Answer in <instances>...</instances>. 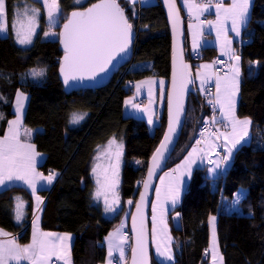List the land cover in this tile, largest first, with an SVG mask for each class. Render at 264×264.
Returning a JSON list of instances; mask_svg holds the SVG:
<instances>
[{
    "label": "trees",
    "instance_id": "obj_1",
    "mask_svg": "<svg viewBox=\"0 0 264 264\" xmlns=\"http://www.w3.org/2000/svg\"><path fill=\"white\" fill-rule=\"evenodd\" d=\"M95 1L77 5L76 0H59L62 22L74 9ZM27 2L40 9L38 30L32 43L26 47L19 45L11 27L8 36H0V96L3 97L0 100V113L3 114L0 137L6 134L8 121L15 117L16 93L28 94L24 123L28 128L40 129L33 138L37 152L45 158L39 170L44 174L60 172L51 190L39 192L45 197L40 210L41 228L74 235L73 264H104L109 257L104 240L121 222L126 211L124 201L133 195L137 197L138 183L143 181L148 160L165 129L166 100L154 133L150 132L144 119L124 115L125 99L133 93L126 84L128 80L136 82L158 76L168 81L170 77L172 42L165 13L159 2L141 6L135 3L133 18L125 0H118L138 32L130 69L125 71L124 66L104 87L68 93L59 78L60 42L58 38L46 39L43 35L49 27L42 4L37 0ZM16 3L17 0H7L9 25ZM60 25L59 22L53 29L60 30ZM244 39L247 40L245 43L237 45L241 58L237 116L251 119V141L234 152L230 166L216 181L220 200L222 197L232 199L242 187L247 193L240 203L241 213L217 211V235L224 264H264V0H254ZM187 47L186 39V59L192 70L199 62L210 60L216 54L214 47H207L196 62ZM141 63L144 65L137 66ZM147 63L150 65L146 66ZM40 68L46 69L44 78L36 81L28 77L32 69ZM189 93L185 126L168 169L190 150L199 122L215 116L208 102L210 95L201 94L195 83L189 85ZM74 112H86L87 116L73 124L70 120ZM215 128L209 139L220 133L217 122ZM113 138L123 140L125 148L120 184L122 202L115 215L107 217L103 206L94 199L91 165L98 149ZM215 141L222 143V140ZM204 171L199 167L195 169L189 189L174 210L179 213L181 226L179 231L172 229L173 264H201L203 252L208 250L209 218L218 196L215 195V181L206 177L200 180ZM20 201L23 202L21 221L16 219V206ZM33 218L34 201L27 188L14 185L0 191L2 230L17 234L19 242L27 244L31 240L30 221ZM177 243L180 245L176 249ZM151 258L152 264H161L153 252Z\"/></svg>",
    "mask_w": 264,
    "mask_h": 264
},
{
    "label": "snow or ice",
    "instance_id": "obj_2",
    "mask_svg": "<svg viewBox=\"0 0 264 264\" xmlns=\"http://www.w3.org/2000/svg\"><path fill=\"white\" fill-rule=\"evenodd\" d=\"M137 0H125L129 11L135 17L134 6ZM46 9V16L49 24V31L43 32V35L57 36L59 35L60 42L63 45L64 55L60 63L59 73L61 75L63 84L69 86L72 82H82L85 80L96 81L101 74H106L110 70V66L121 54L127 53L133 39V25L129 22V18L125 13V8L121 7L118 0H99L98 3L92 4L90 8L85 11H73L70 17L67 18V23L63 24V31L59 34L52 31L56 25V18L60 14L59 0H37ZM169 5V12L173 16V25L175 26L177 18V9L175 8L174 0H167ZM249 5L250 0H231L225 6L221 2L215 5V21H208L209 25L216 28L217 38H221L222 34L225 39L221 43V52L227 55L230 61H234L229 65V73L225 76H217L215 78V103L219 106L221 117L227 121L226 132L214 134L213 138L217 141L222 140L221 150L223 155L217 153V160L207 159V164L212 165L210 172L212 177L220 174L221 170H226L229 166L228 162L232 158L233 150L237 146H243L247 143L249 136V128L251 120L248 118L238 119L235 114L236 96L239 92V77H240V56L235 53L231 47V40L226 38V32L230 30L239 37L241 29L249 21ZM211 5H189V11L192 8H197L199 12L207 11ZM40 16V9L32 7L27 0H17L16 5L12 8V20L9 25L8 22V7L7 0H0V33L7 35L8 29L11 27L15 33L16 40L20 45H28L32 43V38L36 33L38 27V18ZM199 19V15L196 17ZM230 21V25L228 22ZM194 29L192 32L193 48L199 47L197 39L198 28L196 25H189ZM259 63V62H256ZM202 69H208L212 65L204 64L200 66ZM189 65L185 64L182 59V54H177L174 60V71L172 75L171 85L172 90L168 96V110L170 114L168 133L164 136V142L161 143L160 148L152 157L153 168L149 169V177L153 175V170L160 167L161 161L165 159V151L168 144L171 143L172 134L176 131V126L180 122V116L184 111V94L187 85L194 83L191 78V73L188 71ZM29 76L33 78L42 79L46 76V69H32ZM197 77L200 80V87L203 89L206 80L210 76L202 73L197 69ZM156 83L154 80L141 81L135 85L137 92L140 91L144 84ZM161 85V99H163V84L164 81H159ZM149 98L151 104V88H149ZM0 100L3 97L0 96ZM28 100L23 92H17L15 96L14 114L16 118L8 121V129L4 136L0 137V187H4L9 183L19 181L26 184L32 192L36 191L37 182L44 181L45 184L51 185L59 175L56 172H50L47 176L36 170L37 157L40 155L36 151L35 144L21 142V127L22 116L25 108V102ZM211 103V101H210ZM132 108H139V105L132 102L130 98L126 101ZM149 111L148 122L151 124L152 115L150 107L145 109ZM87 116V113H73L70 123L78 124ZM0 119H3V114L0 113ZM212 122L216 123L215 116ZM223 122V121H220ZM207 131V129H205ZM23 135L30 138L31 130L24 129ZM203 135V133L201 134ZM115 138L109 141V150L115 144ZM200 140L196 141L199 145ZM214 150L217 145L213 144ZM117 151L115 155V164L112 165L111 175L105 174L104 182H99V165L97 164L92 172L97 174L98 186L94 194V199L99 201L102 194H104L103 204L105 213H114L118 210L119 197L115 192V188L119 182L118 170L120 156L122 154V145H116ZM205 153L203 149L192 148L183 165H178L173 172H179V175L170 176L165 173V177L170 179L165 183L164 177L160 178V183L163 185V199H161L160 188H157L156 199L159 201L160 215L157 217V204L152 205V235L155 240L158 232L165 234L166 243L161 248L157 241L156 254L162 257L166 262L174 260L172 250L170 248L171 238L167 237V224L164 219V204L171 202L173 206L179 201L181 195V188L184 176H191L192 166L199 160L201 163L205 162ZM99 159V157H97ZM183 171H179L180 169ZM145 190H148L147 182L144 184ZM107 192H112V200L109 202ZM246 192L240 189L234 194V198L227 204L226 211L237 210L241 200L245 197ZM19 200V198H17ZM37 209H40L42 198L36 196ZM22 201L16 206V219L20 220L23 217ZM129 204L132 201H128ZM145 195L141 194L140 203L136 205L137 213L139 214V221L137 216L132 217V230L135 233V246L132 247V264H149L148 246H147V231L145 228L144 212ZM179 214L177 213V216ZM216 216L210 217V224L212 230V242L209 250L211 253L212 264H223V257L218 253V241L216 234ZM39 216L36 217L33 224V235L31 244L21 246L16 243L15 238L8 240H0V264H9L14 261L15 264H20L21 261H30L31 264H50L53 257L58 260H64L65 264H71L70 248H71V234H57L51 232H43L39 229ZM159 225V227H158ZM122 228H118L115 233L110 234L106 239L108 241V264H112L113 251L118 250L119 256L124 257V245L128 241L126 234H121ZM0 234L8 235L0 230Z\"/></svg>",
    "mask_w": 264,
    "mask_h": 264
},
{
    "label": "rangeland",
    "instance_id": "obj_3",
    "mask_svg": "<svg viewBox=\"0 0 264 264\" xmlns=\"http://www.w3.org/2000/svg\"><path fill=\"white\" fill-rule=\"evenodd\" d=\"M88 0H76V4L77 5H84L86 2H87ZM136 3H138L140 6L141 5H151V4H156V3H158V0H137V2ZM59 7H60V5H59ZM45 12H46V9H45ZM62 18H61V11H60V14L57 16V18H56V25L54 26V27H56L58 24H59V22H60V24L62 25ZM46 21H47V24H48V27H49V24H50V22L48 21V19H47V16H46ZM228 24L230 25V21L228 22ZM60 25V26H61ZM37 30H38V27H37V29H36V32H37ZM228 30H229V28H228ZM228 30H227V32H228ZM47 31H49V28H48V30ZM46 31V32H47ZM52 31H54L55 33H57V34H59V29L57 30V29H53L52 28ZM226 32V33H227ZM36 34V33H35ZM9 35V29H8V34L7 35H5V34H2V33H0V36L1 37H6V36H8ZM35 36V35H34ZM34 36H33V38H34ZM222 36H224L223 34H222ZM46 39H56V38H58L59 37V35H57V36H48V37H46V36H44ZM32 38V39H33ZM20 45V44H19ZM28 45H30V44H28ZM28 45H21V46H24V47H26V46H28ZM148 65H150V63H147V65L146 66H148ZM188 65V64H187ZM121 71V70H120ZM188 71L191 73V78H192V68H191V66L189 65V69H188ZM28 77L29 78H31L32 80H36V81H39V80H41V79H38V78H33V77H31V76H29L28 75ZM150 80H154V81H156V83H153V84H144L142 87H141V89H140V91L139 92H137V90H136V88H134L133 89V93L131 94V95H129L126 99H125V106H124V115L125 116H132V117H135V118H139V119H144L145 121H146V123H147V125H148V127L150 128V132L151 133H154V131H155V129H156V127L160 124V119H161V114H162V111H163V108H164V99L166 100V91H167V88H166V86H168V81H167V79H165V78H162V77H158V76H149V77H145V78H142V79H140V80H138V81H136V83H135V85L137 84V83H139V82H141V81H150ZM160 80H163L164 81V84H163V99H161V85H160V83H159V81ZM149 88H151V104H150V98H149ZM26 96H28V100L25 102V108H24V112H23V116H22V127H21V139H22V141H24L25 143H29L28 141H30L32 144H33V138H34V136H35V134H36V132L37 131H39L40 129H38V130H35V129H31V128H28L26 125H25V123H24V117H25V113H26V109H27V105H28V101H29V95L28 94H26V93H24ZM132 99V102L133 103H135V104H137V105H139V108H132V106L130 105V104H126V101H128L129 99ZM14 106H15V103H14ZM150 107V111H151V115H152V123L150 124L149 122H148V116H149V111L148 110H145V109H147V108H149ZM16 118V116L12 119V120H14ZM243 119H245V118H243ZM248 119H250V118H248ZM242 120V119H241ZM251 120V119H250ZM252 122V121H251ZM252 124V123H251ZM24 129H29V130H31V137H30V139L31 140H28V137H26V136H24L23 135V130ZM222 132H223V130H221ZM228 131V130H227ZM221 132V133H222ZM249 135H250V128H249ZM112 140V139H111ZM197 140H200V139H197ZM197 140H195V141H197ZM115 141H116V143L115 144H113L112 146H111V149L109 150V142L107 143V144H105V145H103L102 147H100V149L98 150V152H97V154L95 155V158H94V161H93V163H92V165H91V174H92V176H93V178H94V182H95V192H96V189H97V186H98V181H97V174H94L93 172H92V169L98 164L99 165V169H98V173H99V182L100 183H103L104 182V177H105V174H107V175H111V173H112V165H114L115 164V155H114V153L117 151V148H116V145L117 144H121L122 145V154H121V156H120V162H119V170H118V180H119V182H118V184H117V186H116V188H115V192H116V194L118 195V197H119V205H118V209H119V207H121L120 206V204H121V202H122V200H121V196H120V182H121V171H122V165H123V159H124V150H125V148H124V142H123V140H120V139H116L115 138ZM201 141V143H200V145H196V146H193V147H196L198 150L199 149H203L204 150V153L206 154L205 155V162L204 163H201L199 160L197 161V163L196 164H194L193 166H192V170L194 171L196 168H201V169H205V171H204V173H202V175H203V177H206V178H209V179H211V181H215V184H216V186H217V188H216V190H215V195L216 196H218V197H215V202H214V205H213V211L211 212V215H210V217L211 216H216L217 217V211L218 210H222V211H225V212H228V213H232V212H237V213H241L242 212V210H241V206L239 205V207H238V209L237 210H233V211H226V206H227V204L234 198H232V199H228V198H225V197H222V199L224 200V202L223 201H220V199H219V185H218V180L216 181V179L220 176V174L219 175H217V176H215V177H212V173L209 171L210 170V168L212 167V165H209V164H207V159H212L213 161H216L217 160V153H219L220 155H223V152H222V150H221V145H222V143H219V142H216L214 139H209L208 141H205V140H203V139H201L200 140ZM251 141V138H249V140H248V142L247 143H243L242 142V144L244 145V144H248L249 142ZM213 144H216L217 145V147L213 150L212 149V145ZM193 147H191V149L187 152V154L183 157V159L179 162V164L178 165H183V163H184V160L187 158V156H188V154H189V152H191L192 151V148ZM240 147V145H238L237 146V149ZM237 149H234L233 150V154H232V158H231V160L228 162V164H229V166H230V163H231V161H232V159H233V157H234V151H236ZM97 157H99V159H97ZM228 166V167H229ZM228 167L226 168V169H228ZM176 169H177V166H176ZM182 169V168H181ZM180 169V170H181ZM179 170V171H180ZM222 171V173H224L225 172V170H221ZM221 173V172H220ZM161 178V177H160ZM160 178H159V180H158V184H157V186H156V189L157 188H160L161 190H162V187H159L160 186ZM202 180V179H201ZM141 183H142V181H140L139 183H138V186H140L141 185ZM155 189V190H156ZM240 189H244L245 190V192L247 193V189L246 188H244V187H242V188H240ZM239 189V190H240ZM238 190V191H239ZM237 191V192H238ZM236 192V193H237ZM106 195L108 196V199H109V202H111V200H112V196H113V194H112V192H107L106 193ZM246 196V195H245ZM103 199H104V194H102L101 195V197H100V199H99V201H97L96 199H95V201L96 202H99L102 206H103V208H104V204H103ZM244 199V198H243ZM242 199V200H243ZM135 200H136V196L135 195H133L130 199H127L126 201H124L125 202V206H126V208L127 207H129L130 208V213H131V210H132V208H133V205H134V203H135ZM241 200V201H242ZM128 201H132V203L131 204H129L128 203ZM157 203V199H156V191H155V193H154V198H153V204H156ZM41 207H42V203L40 204V209H38L37 211H34V218L33 219H31V221H30V223H33L34 224V221H35V218H36V216L39 214V212H40V210H41ZM37 208V202H36V204H35V209ZM175 210V209H174ZM174 210H172L171 212H170V214H169V216H167V219L166 218H164L165 219V222H166V224H167V237H170L171 238V246H170V248H171V250H172V255H173V257H174V259H175V247H174V245H173V241H174V235H173V232H172V229L174 228L175 229V231H179V229H180V227H179V219L177 218V212H175ZM39 211V212H38ZM115 214V212L114 213H105V215L107 216V217H112L111 215H114ZM156 215H157V213H156ZM159 218V217H158ZM151 221V232H152V227H153V224H152V219L150 220ZM179 223V224H178ZM123 223H121L119 226H121ZM118 226V227H119ZM178 226V227H177ZM181 226V225H180ZM117 227V228H118ZM158 227H159V225H158ZM117 228H116V230H117ZM209 229H210V240H209V247H211V242H212V230H211V224H210V218H209ZM115 230V229H114ZM115 230V231H116ZM129 233V228H128V232H127V234ZM216 234H217V219H216ZM157 236L160 238V244H161V248H163L164 247V245H165V242H166V237H165V234L164 233H162V232H158V234H157ZM11 237H13V238H16V237H18V235H16V236H11ZM128 238L130 239V242H129V247H128V252H127V255H126V258L125 259H121L120 258V256L119 255H115V256H117L120 260H122V264H128V260H129V254H130V249H131V236H128ZM156 239H157V237H156ZM155 239V240H156ZM217 241H218V235H217ZM159 242V241H158ZM104 243H105V245H106V247H107V242L106 241H104ZM156 244H157V242H155ZM156 244H155V248H156ZM179 243H177V247H176V249L179 247ZM218 249L220 250V247H219V241H218ZM113 260V259H112ZM106 264H108V263H106Z\"/></svg>",
    "mask_w": 264,
    "mask_h": 264
},
{
    "label": "crops",
    "instance_id": "obj_4",
    "mask_svg": "<svg viewBox=\"0 0 264 264\" xmlns=\"http://www.w3.org/2000/svg\"><path fill=\"white\" fill-rule=\"evenodd\" d=\"M179 1V4L181 6V9L183 11V14L186 18V23H187V41H188V47H187V50L189 52H191L193 55H202L203 52H204V49L207 48V47H214L216 49V54L215 56L216 57H219L220 59L222 60H225L227 62V67L229 69V65L231 63H234V61H230L228 56L227 55H224L222 54L221 52V43L223 42V40L225 39V36H221V38H217V35H216V28L213 25H209L207 22L208 21H215L216 20V14H215V5L217 3H220L221 0H214L213 2H207L205 4H203L202 6H206V5H211L207 11H204V12H199V10L197 8H192L191 12L189 11V5H198L196 3V0H178ZM222 2L224 3L225 6H227L231 0H222ZM253 2L254 0H250V5H249V20H250V16H251V9H252V5H253ZM197 15H199V19H197ZM204 19L206 21H204ZM249 23V21H248ZM248 23L241 29V34L239 37H237L231 30H230V27H229V30L228 32L226 33V38L228 40H231V47L232 49L235 50V53L237 55L238 52H237V45L238 44H242V43H245L247 40L244 39V33H245V29L247 28V25ZM196 25L198 26L197 29H195L197 31V39H198V43H199V47L194 49L193 48V38H192V32L194 29L190 28L189 25ZM204 64H209V65H212V67L208 68V69H202L200 66L201 65H204ZM144 64L141 63V64H138L137 66H143ZM197 69H200V71L202 73H205L206 75L210 76V79L206 80L205 84H204V88L206 87H211L212 88V92L210 94V97L208 99V102H209V105L211 107V109L214 110L215 112V117L217 119V126L218 128L220 129V133L222 132L221 130H223V132H226L227 130H229L227 128V121L223 119V117H221V114H220V109H219V106L216 105L215 103V93H216V88H215V78L217 76H220V77H223L225 75H221L219 74L213 64H212V61L211 59L210 60H205V61H202V62H199L198 65H197V68L195 70H192V79L195 81L194 83L196 84V88L199 90V91H202L203 89L200 87V80L199 78L197 77L196 73H197ZM227 74H230L229 72ZM240 82H241V58H240V77H239V92L237 93V96H236V102H235V114H236V117L238 119H243V118H239L237 116V106H238V103H239V95H240ZM191 84L193 83H190V87H191ZM167 88V86H166ZM167 92V91H166ZM165 100V99H164ZM163 100V101H164ZM211 101V103H210ZM220 121H223V122H220ZM150 129V128H149ZM251 130H252V124L250 125V138H251ZM28 140H31L30 138H28ZM21 142L22 143H25L24 141H22L21 139ZM29 143H31L30 141H28ZM196 141L192 144L191 147L193 146H196ZM200 145V144H199ZM102 147V146H101ZM100 149V148H99ZM98 149V150H99ZM191 149V148H190ZM37 151V150H36ZM235 152V151H234ZM44 155L40 153V155L37 157V163H36V170L40 173H42L40 170H39V166L40 164L44 161ZM179 162L174 165L172 168L170 169H167L165 172H163V174L160 176V177H164L165 179V183H167L170 179V176H176V175H179V172H173L172 170L173 169H176V166H178ZM180 171H183V169H181ZM195 171V170H194ZM194 171L192 170L191 171V176L188 177V176H184L183 177V183H182V188H181V195H180V198H179V201L175 204V206H173L171 204V202H166L164 204V218L167 219V216H169L170 212L172 210H174L180 203H181V200H182V197L184 195V193L189 189V186H190V183H191V180H192V177H193V173ZM53 172V171H51ZM56 172V171H54ZM169 173L170 176L169 177H165L164 174L165 173ZM50 173V172H49ZM48 173V174H49ZM56 173H59V175L57 176L56 180L51 184V185H47L45 184L44 181H38L37 182V187H36V191L35 192H32L31 189L26 185L24 184L23 182H19V181H15V182H12V183H9L7 184L6 186L4 187H0V191L7 188V187H10V186H14V185H18V186H23L25 188H27L31 193H32V196H33V201H34V211H37L38 209L36 208L35 209V204H36V196H40L42 198V204L44 203L45 201V197H43V195H41L39 192L41 190H51L52 187L54 186V184L56 183V181L58 180L59 176H60V172H56ZM222 173V171H221ZM220 173V174H221ZM44 174V173H43ZM48 174H44L45 176H47ZM205 177H203V175L201 174L200 175V180L204 179ZM219 178V177H218ZM217 178V179H218ZM121 184V182H120ZM158 184V183H157ZM161 199H163V186H162V192H161ZM220 201H223L224 200H220ZM159 201H157V217H159L160 215V208H159ZM201 206L204 205V201L201 199ZM152 205H153V202H152ZM213 205H214V202H213ZM22 210H23V206H22ZM39 212V211H38ZM117 212V211H116ZM115 212V213H116ZM179 214V213H178ZM115 215V214H114ZM114 215H111V216H114ZM152 215H153V212H152V207H151V215H150V220L152 218ZM39 216V222H38V225H39V229L43 232H51V233H57V234H64V233H61V232H55V231H47V230H43L41 228V213L39 212V214L37 215ZM36 216V217H37ZM129 216H130V208L127 207L126 208V211L122 217V220L121 222L119 223V225L121 223H123L121 226H117L118 228H122V233L121 234H126L127 237H128V223H129ZM23 218V217H22ZM177 218L179 219V223H180V216L178 215ZM36 219V218H35ZM22 219H20L19 221H21ZM151 222V221H150ZM178 223V224H179ZM181 224H179V227H180ZM116 227V228H117ZM178 227V226H177ZM115 228V230H116ZM117 228V229H118ZM0 230H2L0 228ZM31 240L29 243L27 244H21L18 240V237L15 238L16 240V243L21 245V246H24V245H28V244H31L32 242V235H33V223H31ZM113 230L110 234H113L115 233L116 231ZM3 233H7L3 230ZM8 235H3V234H0V240H8V239H11L13 237H11L12 235L10 233H7ZM109 234V235H110ZM108 235V236H109ZM107 236V237H108ZM71 248H70V258H71V264H73V259H72V254H71V249H72V245H73V241H74V235L71 234ZM106 237V238H107ZM105 238L104 241L107 242V249H108V241L107 239ZM159 241L160 243V238L157 236V239L154 240L153 239V235H152V232H151V242H152V252H153V255L155 257V259L160 262L161 264H173L174 263V260L171 261V262H166L162 257H159L157 254H156V248H155V242ZM129 242H130V239L128 238V241L127 243L124 245V257L122 259H125L126 258V255H127V252H128V247H129ZM166 243V242H165ZM161 246V244H160ZM170 246H171V243H170ZM210 249V247H208V250ZM218 253L220 255H222L221 253V250L218 249ZM115 255H119V252L118 250H114L113 251V257ZM223 257V256H222ZM108 260H109V257L106 261V263H108ZM65 264V261L64 260H58L56 257H53L52 260L50 261V264ZM104 263V264H106ZM9 264H15L14 261H10ZM20 264H31L30 261H21ZM209 264H212V260H211V254H210V261H209ZM223 264H224V260H223Z\"/></svg>",
    "mask_w": 264,
    "mask_h": 264
},
{
    "label": "water",
    "instance_id": "obj_5",
    "mask_svg": "<svg viewBox=\"0 0 264 264\" xmlns=\"http://www.w3.org/2000/svg\"><path fill=\"white\" fill-rule=\"evenodd\" d=\"M99 0L87 5L84 8H77L74 9L73 11H85L87 8H90L92 4L98 3ZM159 4L162 6L165 17H166V22H167V27L169 30V34L171 36V72H170V77L168 79V86H167V92H166V106H165V129L163 136L161 138L160 143L158 144L157 148L151 155L150 159L148 160L147 163V169L146 173L144 176V179L140 185L139 192L137 194L135 203L133 205V208L131 210L130 216H129V223H128V228H129V233L131 235V249L132 247L135 246V233L132 230V217L137 216V220L139 221V214L137 213L136 205L140 203V198L141 194L145 195V207L143 209L144 212V221H145V228L147 231V246H148V259H149V264H152V258H151V253H152V242H151V228H150V215H151V207H152V202L154 198V193L155 189L158 183V180L160 176L165 172L168 167H169V161L171 160L177 145L179 143V140L181 138L186 118H187V111H188V102H189V84L187 85V89L185 90L184 94V111L180 116V122L176 126V131L172 134V140L171 143L168 144V148L165 151V159L161 161L160 167L155 168L153 170V175L149 177V169L153 168V161L152 157L156 153L157 149L160 148V145L162 142H164V136L168 133V128H169V121H170V114L168 110V96L172 90V85H171V80H172V75L174 71V60L176 58V55L182 54V59L185 64H187V59H186V39H187V23H186V18L182 13L181 6L179 4L178 0H174L175 3V8L178 10L177 11V18L175 22V26L173 25V16L169 12V5L167 3V0H158ZM121 5V4H120ZM122 7V5H121ZM71 11L69 13V16L73 12ZM126 13V12H125ZM127 15V14H126ZM130 22V21H129ZM67 23V19L62 23L59 33L63 31V24ZM131 23V22H130ZM137 38H138V32L136 28L133 26V39H132V44L127 51V53L121 54L117 59L113 62V65L110 66V70L106 74H101V76L98 78L96 81H89L85 80L82 82H72L69 86H65L63 84L61 75L59 73V78L63 84V87L66 92H74V91H81V90H88V89H98L101 87L106 86L109 84V82L112 80L114 75L118 73L124 66L129 64L131 61L134 59L135 55V48L137 45ZM58 40L60 42V38L58 37ZM61 50H62V57L60 60V63L63 60V55H64V50H63V45L60 42ZM60 67V65H59ZM145 182L149 185L148 190H145ZM130 249V254H129V260L128 264H132V251Z\"/></svg>",
    "mask_w": 264,
    "mask_h": 264
},
{
    "label": "built area",
    "instance_id": "obj_6",
    "mask_svg": "<svg viewBox=\"0 0 264 264\" xmlns=\"http://www.w3.org/2000/svg\"><path fill=\"white\" fill-rule=\"evenodd\" d=\"M214 0H196V3L198 5H203L207 2H213ZM204 21H206L204 19ZM194 60L197 62L200 60V56L199 55H194ZM212 64L215 68V70L221 74V75H225L229 72V69L227 67V62L225 60L220 59L219 57H212L211 58ZM130 69V64H127L124 67L125 71H128ZM135 81L134 80H128L126 82V84L133 90L135 88ZM212 92V88L211 87H206L201 91V94L205 95V96H209ZM215 115V112H214ZM216 123L212 122L211 118H205L204 120H202L201 122H199L197 129L195 131V135H194V140L197 139H202L204 138L205 140H208L212 134L216 131L215 128ZM205 129H207V131H205ZM203 133V135H201ZM17 234H14L12 236H16ZM128 236H131L130 233H128ZM210 252L208 251H204L203 252V256H202V263L201 264H209L210 261ZM56 264V262H55ZM112 264H122V260H120L117 256L113 257L112 260Z\"/></svg>",
    "mask_w": 264,
    "mask_h": 264
},
{
    "label": "bare ground",
    "instance_id": "obj_7",
    "mask_svg": "<svg viewBox=\"0 0 264 264\" xmlns=\"http://www.w3.org/2000/svg\"><path fill=\"white\" fill-rule=\"evenodd\" d=\"M163 185H161V183H160V186L159 187H162Z\"/></svg>",
    "mask_w": 264,
    "mask_h": 264
}]
</instances>
